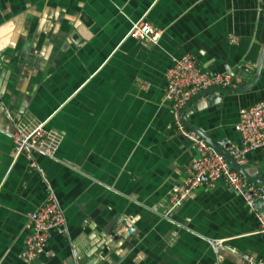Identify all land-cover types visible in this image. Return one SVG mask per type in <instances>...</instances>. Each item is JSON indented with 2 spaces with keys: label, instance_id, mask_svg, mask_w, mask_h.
Listing matches in <instances>:
<instances>
[{
  "label": "crops",
  "instance_id": "crops-1",
  "mask_svg": "<svg viewBox=\"0 0 264 264\" xmlns=\"http://www.w3.org/2000/svg\"><path fill=\"white\" fill-rule=\"evenodd\" d=\"M140 18L162 31L156 43L129 36ZM263 49L264 0H0V264L261 257L258 211L222 183L166 214L195 149L175 129L164 88L172 59L184 54L233 76L235 87L211 86L181 109L223 149L239 142V108L264 100V67L251 85ZM28 121L62 134L54 156L35 157L41 172L15 155L9 136ZM256 167L264 173V147L247 154L244 168ZM48 193L66 229L52 233L48 257L28 261L27 214ZM215 239L223 245L214 248Z\"/></svg>",
  "mask_w": 264,
  "mask_h": 264
},
{
  "label": "built area",
  "instance_id": "built-area-1",
  "mask_svg": "<svg viewBox=\"0 0 264 264\" xmlns=\"http://www.w3.org/2000/svg\"><path fill=\"white\" fill-rule=\"evenodd\" d=\"M161 33L159 28L140 18L132 24L128 34L146 43H156ZM211 86L235 87L233 76L227 72L214 74L212 71L203 70L189 54L174 57L165 73V101L172 109L174 127L195 149V155L185 167L184 178L168 192L166 214L176 209L183 200L193 197L198 188L211 189L217 183H222L242 197L243 202L250 208L255 199L261 196L256 183L234 169L223 153L211 145L200 132L187 127L183 121L181 109L189 103L191 97ZM236 131L239 142L225 140L223 149L236 165L244 168L247 154L264 147V100L239 108ZM9 136L15 155L23 154L28 159L30 168L39 172L41 170L35 157L54 156L62 139L59 131L45 127L44 122L29 121L23 125L14 123ZM258 221L260 232L264 235V218L260 214ZM26 228L29 233L24 242L23 257L28 261L39 255L48 257L47 243L52 233L56 231L61 234L66 229L64 214L53 193H48L41 205L28 212ZM172 235L175 236L176 233L173 232ZM210 242L214 248L223 245L222 239ZM73 254L77 255L76 251L73 250ZM239 254L243 264H264V254L261 257L249 253Z\"/></svg>",
  "mask_w": 264,
  "mask_h": 264
},
{
  "label": "water",
  "instance_id": "water-1",
  "mask_svg": "<svg viewBox=\"0 0 264 264\" xmlns=\"http://www.w3.org/2000/svg\"><path fill=\"white\" fill-rule=\"evenodd\" d=\"M264 49L263 52L261 54L260 60L258 62V64L256 65V74H255V79L252 81L251 85L255 82V80L258 78V76L260 75V70L264 67ZM242 70H246L249 71L247 68H245V66L241 67ZM214 74L216 73L215 71L213 72ZM236 72H232V74L235 75ZM248 77H250V75H248ZM209 90V89H208ZM208 90L202 92L207 93L209 92ZM211 90V89H210ZM220 92H216V94H219ZM216 98V97H214ZM188 105V103L186 104V106ZM185 106V107H186ZM185 107L183 109H185ZM182 112V111H181ZM185 123V122H184ZM185 125L189 128H192L198 132H200L198 129L192 127L191 125H189L188 123H185ZM203 137L211 144L213 145L217 150H219L221 153H223L225 155V157L227 158V160L229 161V163L232 165V167L234 169H236L238 172H240L246 179H248L249 181H252L254 183H256L259 187V192L261 194L260 197H258L257 199H255L254 204L252 206V208L256 211H258V213L264 218V173H260V168L256 167L255 171L252 170H248L245 168H242L238 165L235 164L234 160L229 157L226 152L224 151V149L220 148L219 145H215L214 143H212L209 138L207 136H205L202 132H200ZM133 226L129 227L127 229V233H131V231L133 230ZM110 234H113V232ZM117 238V237H116ZM115 238V239H116Z\"/></svg>",
  "mask_w": 264,
  "mask_h": 264
}]
</instances>
